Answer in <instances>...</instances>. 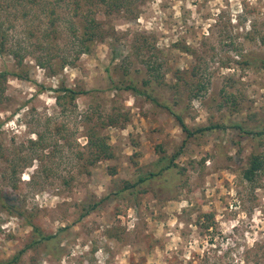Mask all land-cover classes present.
Here are the masks:
<instances>
[{"label": "rangeland", "instance_id": "1", "mask_svg": "<svg viewBox=\"0 0 264 264\" xmlns=\"http://www.w3.org/2000/svg\"><path fill=\"white\" fill-rule=\"evenodd\" d=\"M116 1L119 9L113 0H0L5 52L24 56L27 77L9 76L0 104V193L43 233H58L59 245L27 252L21 264H264V168L251 183L242 177L252 155L264 157V136L254 135L264 130V0H128L127 9L126 0ZM91 19L104 40L76 60L81 23ZM143 38L162 54L137 52ZM8 54L0 72H18ZM49 56L75 63L53 75L37 63ZM151 57L162 64L163 81L147 91L160 105L189 129H224L187 139L164 108L110 90L109 75L145 90ZM197 82L204 89L189 100ZM62 85L89 94L59 106ZM113 108L128 117L123 127L101 130L114 158L86 170L87 129ZM157 145L169 155L181 149L175 163L184 174L169 185L156 180L136 198L113 196L138 174L133 154L149 167ZM105 197L101 209L78 220L82 204ZM203 214L213 216L209 229L198 224ZM31 231L0 205V260L19 252Z\"/></svg>", "mask_w": 264, "mask_h": 264}, {"label": "trees", "instance_id": "2", "mask_svg": "<svg viewBox=\"0 0 264 264\" xmlns=\"http://www.w3.org/2000/svg\"><path fill=\"white\" fill-rule=\"evenodd\" d=\"M127 4V5H126ZM126 4H122L121 6H124V8H129L128 0H126ZM130 4V3H129ZM120 5H118V2L116 0H113L112 7L119 9ZM54 9L51 10V12ZM55 22H51V29H49V32L54 33L56 31ZM1 28V25H0ZM5 34L3 33V30L0 29V56H4L5 54H8L5 52L6 50V42H5ZM95 40H104V33L101 32V28L99 23H96L94 19L91 20H84L83 23H81V42H80V50L78 51L76 55V60L79 59L80 55L82 53L89 52V44L94 42ZM143 43L140 45L141 47H137V52L145 48L147 51L151 48L153 51L154 56L157 54H162L161 50H158L153 43L149 44L145 38H143ZM150 45V46H149ZM11 56H13L15 59H17V64L19 66L18 72L15 71H9L8 69H5L0 72V104L2 103V100L5 99V93L7 91L8 87V78L9 76H14L15 78H18L19 80H26V76L23 75L22 65L24 61V56L20 55L18 52L11 51L9 53ZM8 54V55H9ZM152 60L147 61V70H148V78L144 79L142 84L145 90L139 88L137 86V83L134 79L130 78L128 80V83H125L124 81L122 83H117L113 80L112 76L109 75V81L111 84L110 90H127L130 91L134 95H139L144 97L145 99L155 103L157 106H160L164 108L170 116H172L179 127L181 128L182 132L185 133V136L187 139L193 138L197 135H204L206 132L214 129H224V127H221L220 125H211L207 128H198L196 130L189 129L186 124L184 123L182 117L180 114L174 112L168 104L164 103L161 104L158 103V101L153 97L152 92L147 91L149 89L148 87L151 86V83L154 82L156 84L161 85V81H163L159 71L162 68V64L157 60V57H151ZM257 62V60L255 61ZM260 63L264 64V60H259ZM38 65L41 68L48 67L51 71L50 73L55 75L57 72H61L63 68L66 65H73L75 62L68 61L67 59H64L63 57L59 60L55 61L52 57H43L40 60L37 61ZM245 64L248 66H251L250 61H245ZM253 65V64H252ZM198 70V69H197ZM197 70L195 69L194 72H192V76L195 77L197 75ZM109 72V71H107ZM183 79L179 76H177V82H182ZM128 84V85H127ZM178 85H175L173 88L178 93ZM204 89V86L197 82L195 88L193 91L190 92L189 100L193 98H198L200 94L202 93V90ZM60 95L56 97V101L59 104V106L64 102L74 104V102L80 98V97H86L89 93L86 91H83L81 89L72 88V87H64L63 85L60 87ZM151 90V89H150ZM179 99V98H178ZM177 99V100H178ZM177 100L175 103L177 104ZM112 113L109 114L104 121V123L100 124V126L92 125L91 127H88L86 132V141H87V154L85 157V169L94 167L96 164H98L101 161H108L112 160L114 158L113 150L109 144L108 138L102 134L101 130L105 127H123L124 124L128 121L127 115L121 113L120 110L113 108ZM94 115V114H92ZM87 121H92V116H88ZM234 129H242V127L238 124L231 125ZM245 134L252 135V132H245ZM256 136H264V130L254 133ZM186 141H183V145ZM136 147L137 145H133ZM181 149L177 151L173 155H169L166 153L163 145H157L155 147V154L157 155L156 161L149 167L141 168L139 167L138 160H133V157H140L141 155L139 153L133 154V157L130 158L132 161V164L137 168L138 174L132 181L123 180L122 185L120 187H117L115 193L113 196L122 198V197H134L140 193L145 192V188L149 186L152 182L156 180H162L166 182L165 185H169V179L173 177L175 173L184 174L183 168H180L176 163L175 160L179 157L181 154ZM264 168V157L261 155H252L249 158V164L248 167L243 171L242 177L245 181L252 182L256 176V174ZM87 170V169H86ZM88 172V171H87ZM89 174V172H88ZM108 200V197L93 200L89 203H84L81 205V212L78 220H82L83 218L89 216L93 212L98 211L102 208L104 203ZM0 205L7 210L9 213L15 214L21 218H24L26 220V223L32 227L31 235L29 236L28 242L26 245L17 252L14 256H12L9 259L6 260H0V264H21L22 257L24 254H26L29 251L37 250L38 247L44 246L45 248H48L49 246H53L52 248H59L58 246H55V243L58 239V233L56 234H45L42 232V230L33 223L32 217L33 215H27L25 211H21L20 209L13 207L11 205H8L5 197L0 193ZM198 224L203 227L204 229H209L211 225H213V216L212 214H203L199 217ZM60 232L65 231V228L59 229ZM61 255L57 256L56 258L59 259Z\"/></svg>", "mask_w": 264, "mask_h": 264}]
</instances>
